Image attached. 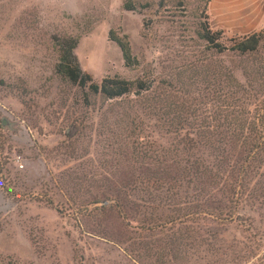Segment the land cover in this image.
<instances>
[{"label":"rangeland","instance_id":"obj_1","mask_svg":"<svg viewBox=\"0 0 264 264\" xmlns=\"http://www.w3.org/2000/svg\"><path fill=\"white\" fill-rule=\"evenodd\" d=\"M126 1L0 0V264H264V42L199 38H264V0ZM55 38L94 83L145 89L69 84Z\"/></svg>","mask_w":264,"mask_h":264},{"label":"trees","instance_id":"obj_2","mask_svg":"<svg viewBox=\"0 0 264 264\" xmlns=\"http://www.w3.org/2000/svg\"><path fill=\"white\" fill-rule=\"evenodd\" d=\"M123 8L128 11H134L135 7L131 0H127ZM221 35L218 32H212L206 28L205 24L199 32V38L206 43V45H211L212 49L216 51L217 54L232 53L239 57L256 55L260 52L264 38L260 33H253L245 37H239L236 39H231L230 41H222ZM109 39L114 43L120 50L121 57L124 66L127 68H132L137 65L135 57L132 55L130 44L126 36H118L114 32L109 33ZM55 43L58 47V61L55 65V72L69 84L84 89L90 95H100L106 100H114L121 98L133 91V89L144 90L141 81H127L119 77L104 78L98 85L93 82L92 78L81 71L79 64L74 56V49L77 46V38H55ZM261 118L263 121H261ZM258 123L260 128L264 127V114L258 116ZM261 121V122H260ZM226 134L235 137L237 141L241 140V144L244 145L247 142L246 137H244L242 132H237V135L233 132H226ZM259 136L250 141L247 146H249V153H258L261 148L262 143H264V131L259 132ZM206 137V136H205Z\"/></svg>","mask_w":264,"mask_h":264}]
</instances>
